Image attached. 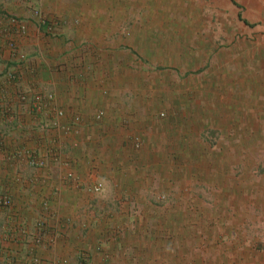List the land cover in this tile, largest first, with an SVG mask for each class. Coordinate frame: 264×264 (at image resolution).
<instances>
[{"label": "rangeland", "instance_id": "rangeland-1", "mask_svg": "<svg viewBox=\"0 0 264 264\" xmlns=\"http://www.w3.org/2000/svg\"><path fill=\"white\" fill-rule=\"evenodd\" d=\"M29 1L55 23L45 38L69 26L64 58H119L102 85L122 90L115 115L146 142L135 162L115 144L136 189L120 199H136L104 207L132 217L113 231L131 232L150 264H264V142L231 126L234 108L264 105V0Z\"/></svg>", "mask_w": 264, "mask_h": 264}, {"label": "crops", "instance_id": "crops-1", "mask_svg": "<svg viewBox=\"0 0 264 264\" xmlns=\"http://www.w3.org/2000/svg\"><path fill=\"white\" fill-rule=\"evenodd\" d=\"M32 4L0 0V195L11 198L0 207V264H150L130 247L131 232L113 231L132 217L104 210L135 201L133 195L120 199L121 192L136 189L117 168L124 155L133 162L141 157L146 142L139 131L126 129L133 121L125 124L115 115L129 105L122 90L102 85L105 67L119 58H64L74 47L63 35L69 26L45 38L55 23L41 19L42 9ZM258 36L264 48V32ZM47 38L52 50H45ZM61 43L68 50L61 58H45L61 52ZM257 46H251L253 57ZM260 60L264 67V52ZM44 93L52 97L40 100ZM244 101L251 103V95ZM239 106L231 111L237 122L231 126L244 128L245 142L252 136L264 142V105ZM115 144H122L124 155ZM34 158L46 164L33 166ZM99 183L100 191L91 189Z\"/></svg>", "mask_w": 264, "mask_h": 264}, {"label": "built area", "instance_id": "built-area-1", "mask_svg": "<svg viewBox=\"0 0 264 264\" xmlns=\"http://www.w3.org/2000/svg\"><path fill=\"white\" fill-rule=\"evenodd\" d=\"M36 13H38V12H36ZM22 28H24V27H22ZM0 87H1V83H0ZM25 97H26V95H24V98ZM47 97L51 98L52 95L50 93H44L42 95H39L38 98L41 100V99H44V98H47ZM102 114H103V112H100L98 114V117H100ZM30 164H32L33 166H44L46 163H45V161L43 159L34 158V159H30ZM101 188H102V185L99 183V184H95L91 189L94 190V191H100ZM10 201H11V198H10V196L8 194L0 195V207L1 208L8 207L9 204H10ZM80 256H81V259H85L86 255L81 253ZM14 262H16V260L12 259V260H10L8 262V264H14ZM24 264H28V263H24Z\"/></svg>", "mask_w": 264, "mask_h": 264}]
</instances>
